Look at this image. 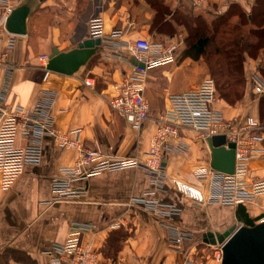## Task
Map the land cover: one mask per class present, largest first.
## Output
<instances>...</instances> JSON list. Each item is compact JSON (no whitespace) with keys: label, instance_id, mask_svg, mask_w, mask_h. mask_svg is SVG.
<instances>
[{"label":"crops","instance_id":"obj_1","mask_svg":"<svg viewBox=\"0 0 264 264\" xmlns=\"http://www.w3.org/2000/svg\"><path fill=\"white\" fill-rule=\"evenodd\" d=\"M195 1L42 0L27 21V35L3 33L0 53L5 50L12 35L16 40L5 59V63L14 69L8 102L19 104L26 110L34 108L48 86L42 56H51L55 48L61 52L76 49L88 39V22L94 16L104 19L106 39L76 74L51 77L49 80L57 89L52 107L55 126L66 135L80 130L78 136H69L78 139L79 148L62 151L53 138L45 136L42 164L27 166L9 191L0 190V264H44L47 259L45 252L69 238L72 224L95 226L91 232L83 231V241L96 249L100 264H181L179 254L168 245V228L143 206L130 204L131 198L141 197L149 188V178L144 170L103 172L92 176L81 183L86 187L87 194L79 199L63 198L52 202L51 185L60 169L73 166L87 152L97 153L105 160L135 159L143 162L152 148L159 127L157 118L165 107L167 95L196 88L207 79L192 82L193 75H186L190 71L186 61L182 64L175 61L150 70L145 76L150 119L136 132L109 104L116 84L133 74L136 66L127 50L119 51L126 55V59L113 57L116 51L111 48L112 32H123L116 40L123 44L140 38L167 44L177 42L180 43L179 54L183 27L176 25L168 12H162L163 25H154V20L164 8L161 2L172 12L178 10L186 16L220 15L231 4H239L250 12L256 2L205 0L202 7H196ZM21 2L13 0L11 5L16 8ZM261 66L264 63L260 58L247 60L245 75L248 88L242 103L232 107L218 99L216 105L228 119L242 116L245 112V115L260 121V98L252 94L251 79ZM4 77L2 67L0 90ZM179 130L180 137L170 143L178 146L182 141L187 149L167 154L166 174L170 179L177 178L197 186L193 172L212 163L208 139L204 141L198 132L190 129ZM262 136L264 138V132ZM27 143L22 135L18 137L19 147ZM261 146L264 148V141ZM250 174L255 180L264 179V157L251 162ZM159 197L182 208L175 222L193 234L198 246L204 244L202 236L205 233H222L233 226L253 227L264 220V196L237 206L209 204L199 208L192 206L167 179L166 190ZM114 226L119 227L112 229ZM186 247L190 248V244L187 243ZM208 263L214 264L216 260L210 259Z\"/></svg>","mask_w":264,"mask_h":264},{"label":"built area","instance_id":"obj_2","mask_svg":"<svg viewBox=\"0 0 264 264\" xmlns=\"http://www.w3.org/2000/svg\"><path fill=\"white\" fill-rule=\"evenodd\" d=\"M21 2L22 0H16ZM13 0H0V40L7 33L6 21L14 6ZM205 0H196L195 6L202 7ZM122 31L112 32L111 48L116 51L112 55L118 59H126L121 50L131 53L138 62L133 74L126 76L115 86V93L110 100V107L120 114L126 122L139 132L145 122L150 119V103L145 96V76L153 69L173 64L180 43H163L140 38L126 44L116 42ZM88 39L105 38V21L101 16H94L88 22ZM16 44L12 35L4 51L0 53V68H4L5 79L0 90V190L9 191L21 177L27 166H40L44 151L42 143L45 136H50L60 150L79 148L76 130L69 135L62 134L55 126L52 107L57 97V89L49 81L51 77L62 76L47 69L50 56L41 57L47 70V87L41 93V99L32 110H26L19 104L8 102L10 80L13 67L5 63L8 51ZM4 64V65H3ZM69 77V76H67ZM252 94L255 98L264 96V76L260 70L251 79ZM90 85V83H88ZM218 97L212 78H207L196 88L182 92L170 93L165 99V107L160 112L157 122V133L152 141V148L145 155L143 162L135 159L105 160L94 152H87L73 166L62 168L51 185L52 202L63 198L79 199L87 194L86 187L81 184L92 176L103 172H119L130 169H142L149 178V188L141 197L131 198L130 204L143 206L154 214L160 224L169 230L168 245L181 257V264H209V249L215 252L214 258L221 264L223 251L220 245L202 246L195 244L192 233L183 230L176 222L182 208L174 203H167L159 197L166 190L167 179L192 206L203 208L209 204L237 206L264 196V179L255 180L250 174V164L264 157L261 143L264 124L251 115L228 119L216 105ZM180 128L198 132L201 138L208 141L215 136H225L228 144H235V172L225 174L214 170L211 165L197 168L194 178L198 185H192L177 178H168L166 174V156L169 153H180L187 145L179 143L172 146L171 140L180 137ZM22 135L28 140L24 147L17 145ZM264 223V220L261 221ZM119 226L111 227L117 229ZM90 224H72L69 238L63 244H57L45 252L44 264H100L99 254L90 243H84L83 231H93ZM190 244L187 249L186 244Z\"/></svg>","mask_w":264,"mask_h":264},{"label":"trees","instance_id":"obj_3","mask_svg":"<svg viewBox=\"0 0 264 264\" xmlns=\"http://www.w3.org/2000/svg\"><path fill=\"white\" fill-rule=\"evenodd\" d=\"M160 5L164 8L154 25L165 23L162 12L170 13L176 25L185 28L187 34L184 58L198 60L203 57L215 82L218 99L232 107L242 103L247 85L245 64L264 51V10H259L264 7V0H256L250 12L239 4H231L225 13L214 16H186L178 10L172 12L165 8L162 2ZM213 45L214 50L210 52ZM259 70L264 76V66ZM263 102L264 96L259 99L261 123L264 122Z\"/></svg>","mask_w":264,"mask_h":264},{"label":"water","instance_id":"obj_4","mask_svg":"<svg viewBox=\"0 0 264 264\" xmlns=\"http://www.w3.org/2000/svg\"><path fill=\"white\" fill-rule=\"evenodd\" d=\"M41 1L23 0L14 8L5 24L7 32L18 36L27 35V21ZM100 44L101 40L86 39L69 52L55 48L47 69L56 74L73 76L86 66ZM133 63L138 64L136 60ZM208 144L212 154L211 167L225 174H234L235 144L230 143L226 148L225 136L212 137ZM202 238L206 244L222 246L221 264H264V223L253 227L233 226L222 233L208 232Z\"/></svg>","mask_w":264,"mask_h":264},{"label":"rangeland","instance_id":"obj_5","mask_svg":"<svg viewBox=\"0 0 264 264\" xmlns=\"http://www.w3.org/2000/svg\"><path fill=\"white\" fill-rule=\"evenodd\" d=\"M259 10L263 11L264 7H261ZM210 17H212V16H208V18H210ZM186 35L187 34H186V31H185V28H183V35H182L183 36L182 37L183 42L181 44L182 45V49H181L179 54L176 53V62H178L180 64H182L184 61L187 62L185 65L187 66V69H190V71L187 72L186 75H193L192 82H195L198 79L200 81H202L204 78H208V77L212 78L209 66L207 65V63L205 62L203 57H201L198 60H194L193 58H184V53L186 51V45L184 44V39H185ZM157 39L158 40H164V38H157ZM214 47H215V45H213L212 48H210V50H211L210 52H212L214 50ZM259 58L262 59V62L264 63V51L260 52L255 59H251V60H256V59H259ZM247 88H248V86L246 85V92H247ZM245 96H246V93H245ZM244 99H245V97H244ZM259 106H260V104H259ZM262 110L264 112V104L262 105ZM245 114L246 113L244 112V114H242V116H244ZM238 115H239V113H238ZM262 124H264V122H262ZM208 255H209L211 260H216L214 258L215 252L212 249H209ZM214 264H218V261L216 260V263H214Z\"/></svg>","mask_w":264,"mask_h":264}]
</instances>
